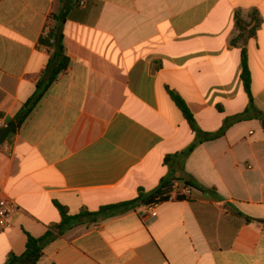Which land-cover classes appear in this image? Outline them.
<instances>
[{"label": "crops", "instance_id": "0c3cea01", "mask_svg": "<svg viewBox=\"0 0 264 264\" xmlns=\"http://www.w3.org/2000/svg\"><path fill=\"white\" fill-rule=\"evenodd\" d=\"M255 10L250 95L232 41ZM59 30L70 66L17 126ZM168 91L197 130L224 135L199 142ZM263 117L264 0H0V130L16 124L0 145V189L20 207L0 264L62 222L58 205L99 213L166 179L205 192L178 189L156 216L139 205L75 226L39 264H264Z\"/></svg>", "mask_w": 264, "mask_h": 264}, {"label": "trees", "instance_id": "16d2710c", "mask_svg": "<svg viewBox=\"0 0 264 264\" xmlns=\"http://www.w3.org/2000/svg\"><path fill=\"white\" fill-rule=\"evenodd\" d=\"M262 18L258 11H253L250 15L249 20H244L240 17H237L236 20V29L238 35L233 39L232 44L238 45L242 43L244 46L242 51V65H243V83L244 88L248 94L251 95V74L248 65V55L245 50V46L250 40L257 38L258 31L262 26ZM64 36L62 32L59 30L55 34L54 41V52L49 60V63L43 73L41 80L37 85V92L35 95L23 106L21 111L17 114L15 118V122L17 126H21L24 124L30 116L34 113V111L40 106L46 95L48 94L52 85L58 81V79L64 75L69 66L70 60L66 55L65 47H64ZM172 100L176 103L178 108L183 113L184 118L187 120L191 129L194 132L198 133L199 142L204 140H211L214 138H219L224 135L225 128L216 133L215 135H209L203 133L202 131L197 130L193 115L191 114L188 106L185 101L176 93L168 91ZM262 126L264 129V117L262 120ZM227 127V125H226ZM1 147V146H0ZM169 161V160H168ZM168 161H166L168 163ZM177 181V180H172ZM172 181L166 179L162 181L160 189L151 195H144L141 193L139 198L131 201L129 203H124L117 206L106 207L102 209L99 213H89L88 211H82L80 214L75 216L68 215V211L65 207L58 205V208L62 214V222L56 225H53L49 231L40 238L32 237L28 235L26 251L22 255L11 254L5 264H39L40 260L44 255V250L46 246L52 243L57 237L65 234L66 231L71 228L85 224V223H95L100 220H104L107 218H111L116 216L119 212H127L131 209L139 205L150 206L152 204H160L170 200V195H168L165 191L170 187ZM183 187H191L197 191L204 193L205 191L198 186H195L189 181L178 180ZM185 200L186 197L184 195H178L176 200Z\"/></svg>", "mask_w": 264, "mask_h": 264}, {"label": "built area", "instance_id": "2783aa9c", "mask_svg": "<svg viewBox=\"0 0 264 264\" xmlns=\"http://www.w3.org/2000/svg\"><path fill=\"white\" fill-rule=\"evenodd\" d=\"M82 6L85 5V3H81ZM49 31V28L46 29V32ZM171 189H168L166 193L168 195H171L174 192H180L184 193L185 196H191L195 189L191 187H182L179 184H174L170 187ZM179 189V190H178ZM179 193V192H178ZM158 204H152L148 206L147 208L151 212L153 216H156V207ZM20 213V207L19 205L2 192L0 189V235L6 233L12 227L15 225L16 219Z\"/></svg>", "mask_w": 264, "mask_h": 264}, {"label": "water", "instance_id": "95a60500", "mask_svg": "<svg viewBox=\"0 0 264 264\" xmlns=\"http://www.w3.org/2000/svg\"><path fill=\"white\" fill-rule=\"evenodd\" d=\"M15 128H16V124L12 123L6 128L0 130V145H3L6 142L10 134H12L13 131L15 130Z\"/></svg>", "mask_w": 264, "mask_h": 264}]
</instances>
